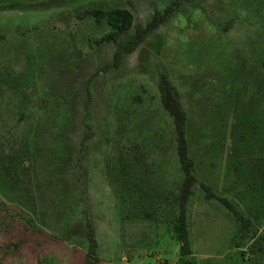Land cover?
Returning <instances> with one entry per match:
<instances>
[{"label":"rangeland","instance_id":"obj_1","mask_svg":"<svg viewBox=\"0 0 264 264\" xmlns=\"http://www.w3.org/2000/svg\"><path fill=\"white\" fill-rule=\"evenodd\" d=\"M113 7L131 27L98 43L112 27L80 13ZM181 204L194 264H264V0H0V264H85L88 223L95 264L183 263Z\"/></svg>","mask_w":264,"mask_h":264},{"label":"trees","instance_id":"obj_2","mask_svg":"<svg viewBox=\"0 0 264 264\" xmlns=\"http://www.w3.org/2000/svg\"><path fill=\"white\" fill-rule=\"evenodd\" d=\"M169 9H166L164 12L156 11L152 22L156 25L158 22L162 21L168 14ZM87 14H91L98 22L102 19L106 18L109 25L112 27V30L98 40V43H102L105 41H117L122 33L130 29L131 27V19L132 13L129 9L121 8V7H113L110 9L103 8H92L85 9L80 13L82 17H85ZM145 29L142 27H137L136 34L130 39L133 41V38L137 40L139 43L140 39L144 36ZM129 41V49H132ZM120 55L119 51H116L115 58L116 61ZM159 90L161 94V103L165 110L170 114L173 118L175 125V133H176V142H177V155L180 163V168L183 173V196L189 188L197 182V177L195 175V162L193 157L189 151V141L188 136L184 128V120L185 114L181 108V104L179 102L178 96L176 94V89L170 80L169 76L165 73H162L159 80ZM201 187L204 189L206 197L212 198L216 197V193L213 191L212 187L201 182ZM219 200L231 211L234 216L240 222L241 229H247L251 225V219L246 217L243 213H241L236 207L233 205L228 198L225 197H217ZM184 204H181V209L179 213L178 220L175 224V232L177 235V239L181 243L180 252L184 262H180L179 264H194V261L190 256L192 255V247L191 240L189 235L188 223L186 219ZM88 240H89V250L87 253V260L85 264H95L98 260L96 256V248L98 246V242L95 238L94 229L91 226V223H88V232H87ZM262 245L261 243H259Z\"/></svg>","mask_w":264,"mask_h":264},{"label":"crops","instance_id":"obj_3","mask_svg":"<svg viewBox=\"0 0 264 264\" xmlns=\"http://www.w3.org/2000/svg\"><path fill=\"white\" fill-rule=\"evenodd\" d=\"M195 175H196V177H197V181H198L197 165H196V162H195ZM201 182H203V183L209 185L210 187H212L213 191H214L216 194H218V192H216V190L214 189V187L212 186V184H211L210 182H208V180L203 179V180H201ZM201 182H200V186H201ZM203 190H204V189H203ZM135 193H136V192H135ZM218 195H219V196H218ZM218 195L215 197L217 200H219V198H217V197H220V196L225 197V196H223L222 194H218ZM204 197H205L206 199H209V198L206 197V194H204ZM226 197L229 198L228 196H226ZM226 197H225V198H226ZM212 198H214V197H212Z\"/></svg>","mask_w":264,"mask_h":264}]
</instances>
